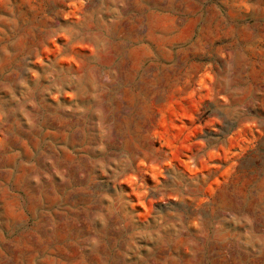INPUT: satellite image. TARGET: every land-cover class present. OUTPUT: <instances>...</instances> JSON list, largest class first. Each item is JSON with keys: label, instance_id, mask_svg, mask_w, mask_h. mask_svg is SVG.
<instances>
[{"label": "rangeland", "instance_id": "rangeland-1", "mask_svg": "<svg viewBox=\"0 0 264 264\" xmlns=\"http://www.w3.org/2000/svg\"><path fill=\"white\" fill-rule=\"evenodd\" d=\"M0 264H264V0H0Z\"/></svg>", "mask_w": 264, "mask_h": 264}]
</instances>
